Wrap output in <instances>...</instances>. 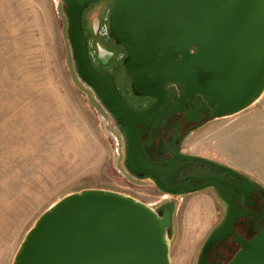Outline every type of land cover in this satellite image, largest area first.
Returning <instances> with one entry per match:
<instances>
[{"label":"water","instance_id":"water-1","mask_svg":"<svg viewBox=\"0 0 264 264\" xmlns=\"http://www.w3.org/2000/svg\"><path fill=\"white\" fill-rule=\"evenodd\" d=\"M66 21V39L78 78L92 88L128 133L137 122L157 114L159 102L147 111L131 112L121 100L112 77L101 76L89 61L82 29L84 12L93 4L113 1L109 34L126 51L124 67L133 92L166 102L164 85L176 82L183 99L200 96L210 112L207 121L233 117L264 94V0H57ZM199 110L198 106L194 107ZM200 122L202 117L187 113ZM138 137L129 141L126 165L136 177L147 172L169 195L214 188L227 204L222 224L208 237L199 258L232 237L239 245L228 264H264V230L246 241L233 234L254 184L237 171L196 156L174 155L233 176L227 198L222 181L200 179L201 185L164 186L155 172L141 168ZM237 190V193L234 191ZM244 200L238 209L235 200ZM171 213L159 215L136 199L113 191L87 189L60 199L26 233L13 264H171Z\"/></svg>","mask_w":264,"mask_h":264},{"label":"rangeland","instance_id":"rangeland-1","mask_svg":"<svg viewBox=\"0 0 264 264\" xmlns=\"http://www.w3.org/2000/svg\"><path fill=\"white\" fill-rule=\"evenodd\" d=\"M66 27L57 0H0V264H13L40 215L72 193L113 191L153 209L168 198L120 167L107 120L74 73ZM183 151L264 190V94L194 131ZM173 214L171 264H196L225 211L204 191L181 198Z\"/></svg>","mask_w":264,"mask_h":264},{"label":"flooded vegetation","instance_id":"flooded-vegetation-1","mask_svg":"<svg viewBox=\"0 0 264 264\" xmlns=\"http://www.w3.org/2000/svg\"><path fill=\"white\" fill-rule=\"evenodd\" d=\"M112 6L113 1L95 3L86 10L87 14L82 18V29L87 42L90 64L101 76L113 78L121 100L131 112L143 113L159 102L157 114L147 118L146 125L137 122L135 130H130L129 134L127 128L117 121L96 92L82 82L80 78L78 79L89 90L97 109L107 120L108 127L118 147L120 167L125 174L137 184L150 187L154 192L168 196V198H164L156 204V212L161 215L164 210H169L173 224V208L181 198L209 191L213 200L220 204L225 211L222 221L213 229L214 231L222 224L227 212L225 199L220 197L214 188L185 195H169L158 188L147 172L141 170V168H148L154 171L155 177L166 187L186 184L190 188V184L201 185L200 179H217L222 181L221 188L224 191V196L230 198L232 196L230 188L241 186V182L235 177L228 176L225 178L222 171L196 162H184L175 159L174 165H164L166 162L173 160L176 154L191 156L183 151V145L194 131L208 123L205 112H210V108L200 96L183 99L182 101L183 93L174 81H169L164 85L167 93L166 102L165 100L164 102L158 101L149 96H139L133 92L131 79L124 67V60L127 56L126 51L122 46L117 45L109 34V15ZM89 18H93V22H89ZM72 61L74 73L77 75L74 60ZM195 106H198L199 110H196ZM187 113H193L202 117V119L200 122H196L194 117H189ZM137 137L140 148V156L137 160L141 165L142 177L133 175L126 165L129 141L130 139L134 141ZM254 186L257 191L253 192L247 201L245 206L248 212L247 215L238 219L233 227V234L241 236L246 241L251 240L264 230V190L256 184ZM234 192L237 193V190ZM234 203L238 209L245 205L243 199H237ZM207 239L199 251L196 264H199L200 254ZM239 248V245L233 242L231 237L212 249L207 256V264H228Z\"/></svg>","mask_w":264,"mask_h":264},{"label":"trees","instance_id":"trees-1","mask_svg":"<svg viewBox=\"0 0 264 264\" xmlns=\"http://www.w3.org/2000/svg\"><path fill=\"white\" fill-rule=\"evenodd\" d=\"M60 12L62 13V10H61V8H60ZM63 15V14H62Z\"/></svg>","mask_w":264,"mask_h":264}]
</instances>
